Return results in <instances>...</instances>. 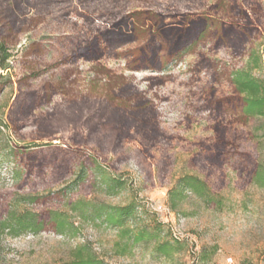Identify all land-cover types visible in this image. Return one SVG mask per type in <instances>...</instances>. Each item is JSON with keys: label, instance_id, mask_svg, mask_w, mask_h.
Segmentation results:
<instances>
[{"label": "rangeland", "instance_id": "374dc122", "mask_svg": "<svg viewBox=\"0 0 264 264\" xmlns=\"http://www.w3.org/2000/svg\"><path fill=\"white\" fill-rule=\"evenodd\" d=\"M215 2L28 0L26 19L40 23L21 24L27 30L8 46V68L0 70L7 81L0 92V217L11 209L42 217L60 210L76 230L0 231V264H64L85 243L104 264H264V188L249 181L253 164L264 166V118L243 124L236 110L214 103L233 95L237 71L264 81V0H253L259 8L251 17L260 28L242 48L206 43L160 74L126 70L116 54L128 46L97 61L63 62L128 13L150 10L175 21L203 15ZM230 16L227 9L216 15ZM158 75L161 82L149 83ZM185 176L204 182L203 197L184 191ZM110 178L122 181L112 196L105 193ZM171 190L182 198L174 210ZM130 202L137 206L130 230L178 240L182 249L166 258L153 242H128L117 255L115 228L78 211L84 203Z\"/></svg>", "mask_w": 264, "mask_h": 264}, {"label": "trees", "instance_id": "16d2710c", "mask_svg": "<svg viewBox=\"0 0 264 264\" xmlns=\"http://www.w3.org/2000/svg\"><path fill=\"white\" fill-rule=\"evenodd\" d=\"M253 3V0H216L207 13L192 17L186 15L175 21H167L169 17L159 12L137 10L128 13L107 28L94 32L83 44L75 46L63 62L73 64L78 59L97 61L107 51L128 46L121 53L116 54L124 61L126 70H149L160 74L169 65L180 61L187 54L195 53L197 47L206 43H210L214 49L242 48L251 32H257L260 28V24L256 26L251 17L255 12L258 13L259 8ZM28 5V0H11L5 5L0 2V70L8 68L6 62L11 57L9 47L17 43L19 33L27 30L21 24L23 22L25 24L27 20L33 26L40 23L38 18L26 19L24 7L27 8ZM223 9H227L231 14L227 21L216 17ZM132 44L133 46H129ZM108 73L104 70V74ZM2 77L0 76V92L7 84ZM148 81L149 83L155 81L157 84L162 81V76L149 78ZM230 84L233 95L229 98L215 100V108L220 106L233 108L237 111L240 123L243 124L253 118H264V81L253 77L248 71L240 70L234 73ZM127 86L131 88L130 85ZM114 93L115 90L109 87L107 100L111 101ZM33 104L28 106L32 107ZM13 127L16 129L14 122ZM31 151L25 152L29 155ZM14 157L16 159L18 156L14 154ZM249 181L264 188L263 165L257 162L253 164L249 173ZM179 183L186 188L184 191L200 197L205 195V184L196 177H182ZM105 184V193L109 196L122 188V181L116 178L108 179ZM168 195L170 208L174 210L177 205L176 201L182 198L177 197L175 190L169 191ZM136 207L133 202L124 206L84 203L78 211L83 219L91 220V222L100 221L115 228L116 241L113 246L117 255L124 254L121 252L125 251L121 245L126 247L128 242L131 246L141 242H153L154 251L166 258L178 253L182 249L178 240L159 242L156 236L149 234L145 229L133 232L127 227V222L136 214ZM74 209L72 206L71 211ZM45 229L52 230L58 235H65L66 231L76 230L68 214L60 210H48L42 217V214L30 210L11 209L6 212L5 216L0 217V231H7L12 236L25 232L35 234ZM119 248L121 250H118ZM64 264L104 263L96 257L89 244L85 243L71 250L69 260Z\"/></svg>", "mask_w": 264, "mask_h": 264}, {"label": "built area", "instance_id": "2783aa9c", "mask_svg": "<svg viewBox=\"0 0 264 264\" xmlns=\"http://www.w3.org/2000/svg\"><path fill=\"white\" fill-rule=\"evenodd\" d=\"M231 263V262H230Z\"/></svg>", "mask_w": 264, "mask_h": 264}]
</instances>
